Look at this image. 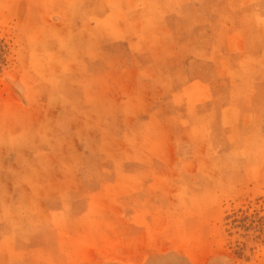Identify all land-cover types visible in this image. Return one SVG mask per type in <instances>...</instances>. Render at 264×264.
<instances>
[{"label": "rangeland", "instance_id": "obj_1", "mask_svg": "<svg viewBox=\"0 0 264 264\" xmlns=\"http://www.w3.org/2000/svg\"><path fill=\"white\" fill-rule=\"evenodd\" d=\"M0 264H264V0H0Z\"/></svg>", "mask_w": 264, "mask_h": 264}]
</instances>
